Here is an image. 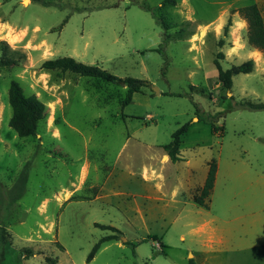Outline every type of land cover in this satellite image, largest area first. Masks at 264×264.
I'll list each match as a JSON object with an SVG mask.
<instances>
[{
    "label": "rangeland",
    "instance_id": "1",
    "mask_svg": "<svg viewBox=\"0 0 264 264\" xmlns=\"http://www.w3.org/2000/svg\"><path fill=\"white\" fill-rule=\"evenodd\" d=\"M45 1L51 5L0 0V41L8 47L0 58L17 62L0 65V125L8 126L11 117L10 81L45 107L61 91L51 85L69 83L63 115L46 110L33 136L17 137V156L29 155L20 161L0 156V264H188L190 258L196 264H264V111L234 106L241 99L264 103V76L260 68L236 75L227 92L216 84L213 63L217 53L223 70L248 59L245 53L225 58L247 40L238 9L256 5L264 20V0ZM133 3H145L156 20ZM177 32L182 39H168ZM41 39L50 50L40 49ZM37 51L150 86L122 107L123 87L47 72ZM185 124L180 159L171 162L161 146ZM129 159L134 172L148 165L154 181L128 175L123 165ZM211 161L217 166L213 189L207 208L198 207L193 195ZM84 162V199L71 196L57 206L53 194ZM94 192L102 198L93 200ZM94 224L121 235L87 262L93 246L112 234ZM151 235L166 246L162 253Z\"/></svg>",
    "mask_w": 264,
    "mask_h": 264
},
{
    "label": "trees",
    "instance_id": "2",
    "mask_svg": "<svg viewBox=\"0 0 264 264\" xmlns=\"http://www.w3.org/2000/svg\"><path fill=\"white\" fill-rule=\"evenodd\" d=\"M29 1L40 3L44 6L51 5L45 0ZM167 2H170L172 4L174 3L173 0L163 1L164 4ZM133 4L139 6L144 11L149 12L156 20L153 9H151L145 3ZM238 13L247 22L246 38L248 46L264 53V20L260 10L256 5H249L238 9ZM156 24L158 25L157 21ZM228 26H230V21L224 28L225 33L227 32ZM168 39H182V36L177 32L175 33L174 38L172 36ZM223 44L224 43L222 40L218 41L219 47H222ZM6 50H8V47L6 48L4 42L0 41V52L4 54ZM11 53L16 54L17 52L16 50H11ZM20 57L24 58V55L21 54ZM222 58L223 54L217 53L216 58L213 61L214 66L217 70L216 84H218L220 88L226 90L227 92H230L232 87V78L239 74L252 73L254 70V62L253 60L249 59L239 65H233L229 69L223 70L218 61ZM0 65L4 67H13L17 66V62L14 59L1 56ZM40 68L47 72L55 71L61 74L71 73L80 77L97 79L116 86H121L126 90L125 97L121 101L122 107L131 103L133 95L141 93L143 87L150 86L148 82L143 80L133 79L130 77L118 78L97 66L83 64L70 57L44 60L41 63ZM200 90L203 91V88ZM230 99L233 100V97L230 96ZM8 104L11 108V117L8 121V126L19 138H27L33 136L37 131L38 125L44 120L46 116V107L43 102H41L35 95L26 96L19 83L16 80H12L10 81L8 88ZM234 106L237 108H243L252 111H264V103L252 102L245 99L239 100L237 103H235ZM207 124L210 125L213 132H216L219 129L214 125L213 117L207 118ZM187 130V124L181 126L172 134L171 141L168 144L161 146V149L164 151L165 155L168 156L171 162H176L180 159V145L182 142V136L187 132ZM216 169L217 166L215 161H211L210 163H208V170L203 185L196 191L195 195H193V202L198 207L207 208L208 206V199L213 189ZM94 226L100 228L101 230L110 231L112 234L102 237L93 246L86 259L87 262H90L94 258L95 254L104 243L116 241L119 239L117 234L121 235L120 231L112 226H104L100 224H94ZM148 238H150L152 242L159 244V251L162 253L163 249L166 246L162 243L161 238L157 237L156 235L148 236ZM123 244L131 245L132 247H134V244L131 241H126ZM3 257L4 251L1 252L0 260H2ZM52 263H54V261H52ZM188 264L196 263L192 258H190L188 260Z\"/></svg>",
    "mask_w": 264,
    "mask_h": 264
},
{
    "label": "crops",
    "instance_id": "3",
    "mask_svg": "<svg viewBox=\"0 0 264 264\" xmlns=\"http://www.w3.org/2000/svg\"><path fill=\"white\" fill-rule=\"evenodd\" d=\"M30 2V1H29ZM5 24H7L8 26H12L8 23V21H5ZM232 37H234L232 35ZM42 43H44V45H42ZM40 49L43 51L44 48H48L45 40L41 39L40 43L38 44ZM44 46V47H43ZM240 48L242 49H237L235 47H231L226 55L225 59H228L229 57H232V59H236L238 56H240L241 53H245L247 56V60L251 59L254 62V70H256L257 68L261 69L262 75L264 76V53L260 52L257 49L251 48L250 46H248L247 44V40L243 39V41L241 42L240 45H238ZM49 49V48H48ZM237 49V50H236ZM247 49V50H246ZM50 50V49H49ZM42 51H37L35 53L36 57L39 58L40 60H48L49 56H44ZM49 53L50 55L52 54L51 51L46 52ZM253 70V71H254ZM65 81V80H58L57 82H55L52 86V88L55 87V89H53L54 91H57V89L61 90L60 92L57 91V93L55 92V95H53V97L48 98L47 100V104H46V110L49 114H52L53 116L57 115L58 113L61 114V116L63 115V110L65 109V106L67 105V102L69 100V96H68V91L66 89V87L69 85V83ZM45 87H47L45 85ZM33 95V94H32ZM36 96V95H35ZM38 99L39 97L36 96ZM40 100V99H39ZM2 114V109L0 108V116ZM12 129L9 126H2L0 125V156H7L9 157L11 160H22L24 157H27L29 155L26 154V156L24 157H18V152L20 150V147L17 146V136L16 134H12ZM53 131H55L57 134V136L59 135V131L58 129H53ZM21 152H27V151H21ZM165 158H168V156H165ZM128 163V164H126ZM124 168L127 169V171L130 173L128 175L130 176H138L141 178V181L143 184H147V183H151L152 181H154V179L156 178L155 176H153V174L151 175V168H149L148 165H144L142 163V166L140 167V169H137V172H134V169H132V164L130 163V159L129 162L125 161V164L123 165ZM126 166V167H125ZM86 172H87V163L84 162L82 164H79L78 170H77V174L70 179L69 183L67 185H62L58 188V191L55 192L53 194L54 196V200L55 203L58 205H63V204H67L69 203L72 199L71 196H78V199H84L81 198V196H83L84 194H82L83 187H82V179L86 176ZM73 180L75 182H73ZM160 188V186H159ZM201 186L198 188L200 189ZM197 189V190H198ZM196 190V191H197ZM100 192V191H99ZM99 192H94L93 194V200L98 201L102 198V195ZM81 193V194H80ZM45 202H48V200H44ZM45 204H42V209H44Z\"/></svg>",
    "mask_w": 264,
    "mask_h": 264
},
{
    "label": "water",
    "instance_id": "4",
    "mask_svg": "<svg viewBox=\"0 0 264 264\" xmlns=\"http://www.w3.org/2000/svg\"><path fill=\"white\" fill-rule=\"evenodd\" d=\"M24 1H26V0H22V2H24ZM28 1H29V0H28ZM152 88L155 90L156 94L159 93L158 90H157L155 87H152ZM121 241H122V242H125L126 239L122 237V238H121Z\"/></svg>",
    "mask_w": 264,
    "mask_h": 264
},
{
    "label": "bare ground",
    "instance_id": "5",
    "mask_svg": "<svg viewBox=\"0 0 264 264\" xmlns=\"http://www.w3.org/2000/svg\"><path fill=\"white\" fill-rule=\"evenodd\" d=\"M26 1H28V0H26ZM205 31H206V27H202L201 35H203Z\"/></svg>",
    "mask_w": 264,
    "mask_h": 264
}]
</instances>
